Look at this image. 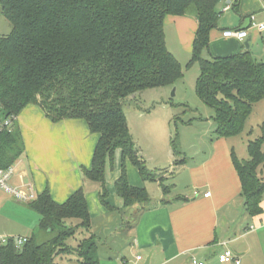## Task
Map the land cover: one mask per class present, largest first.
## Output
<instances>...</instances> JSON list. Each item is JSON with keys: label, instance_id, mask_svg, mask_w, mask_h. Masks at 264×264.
Here are the masks:
<instances>
[{"label": "trees", "instance_id": "trees-1", "mask_svg": "<svg viewBox=\"0 0 264 264\" xmlns=\"http://www.w3.org/2000/svg\"><path fill=\"white\" fill-rule=\"evenodd\" d=\"M224 1L0 0L12 27L0 35V104L4 117H15L0 135V168L14 165L24 153L17 117L35 104L53 122L83 119L91 133L99 135L91 168L82 167V173L98 186L103 205L111 208L105 174L118 149L120 175L114 186L125 208L153 203L145 187L130 184L128 160L144 181L159 182L164 194H170L172 185L139 155L124 106L130 102L140 108L137 93L171 85L183 76L180 61L168 48L166 24L170 17L191 15L197 28L186 67L199 64L196 93L214 109L219 137L243 132L255 103L264 98V61H257L249 48L226 56L210 52V34L218 26ZM172 143L174 154L182 157L177 141ZM246 152L239 157L232 150L231 157L245 210L255 216L263 211L264 133L248 140ZM29 204L40 216V231L52 236L39 242L32 235L20 247L10 237L0 245V264H60L58 257L73 252L76 262L99 264L94 233L78 239L76 246L70 244L80 230L87 233L92 227L84 186L64 203H57L47 187Z\"/></svg>", "mask_w": 264, "mask_h": 264}, {"label": "crops", "instance_id": "crops-1", "mask_svg": "<svg viewBox=\"0 0 264 264\" xmlns=\"http://www.w3.org/2000/svg\"><path fill=\"white\" fill-rule=\"evenodd\" d=\"M220 7L221 18L210 34V52L214 56H226L249 48L257 61H264V31L252 26L253 22L264 23V0H225ZM252 15L255 16L254 20L250 19ZM167 27H171L177 42L185 45L191 55L197 28L194 16L170 17L166 30ZM240 28L248 30L244 41L223 35L227 29ZM245 41H249V47H246ZM17 121L25 151L14 164L11 186L33 192L35 196L48 187L57 203L66 202L84 186L92 217L91 231L94 233L95 230L98 238L96 224L101 219H106V222L114 220L106 232L109 236L115 235L118 231H114L115 225L125 220L122 214L124 201L115 192L113 182L119 176V170L112 178V185L109 186L106 179L108 197L111 196L107 201L111 208L102 204L98 186L90 185L82 173V167L91 168L99 135L91 133L83 119L53 122L35 104L27 106L18 115ZM244 130L248 131L249 136L264 133V98L255 103ZM210 133L213 135L209 145L200 143L194 151L198 160L190 163L185 157L177 172L181 176L176 179V172L173 174L175 181L171 184L170 201L163 205L156 203L164 197L161 185L156 182L160 190L150 197L157 205L140 213L128 232L130 240H127L124 248L119 249L115 239L110 246V249H116L115 253L101 255L99 264H193V260L204 264H236L219 262V254L226 250L233 252L240 259V264H264V196L262 213L250 215L245 210L241 182L231 157L232 150L236 152L234 137H219L214 129ZM126 165L130 184L145 187L150 195L149 184L143 180L138 168L130 160ZM172 169L173 166L167 170ZM182 176L188 179V183L180 189L176 181ZM207 192L210 195L204 196ZM8 195L13 199V195ZM178 197L187 200H179ZM24 203L28 208L26 218L21 221L23 230L14 233L4 227L1 229L12 234L9 237L29 238L34 235L38 238V219L31 223L29 221L33 218L30 211L37 212L30 202ZM68 264L81 263L72 259Z\"/></svg>", "mask_w": 264, "mask_h": 264}, {"label": "rangeland", "instance_id": "rangeland-1", "mask_svg": "<svg viewBox=\"0 0 264 264\" xmlns=\"http://www.w3.org/2000/svg\"><path fill=\"white\" fill-rule=\"evenodd\" d=\"M11 23L6 19L0 8V35L7 34L11 31ZM167 42L169 50L174 53L177 59L181 63V69L183 76L176 80L173 84L160 87L146 89L137 93L136 102L140 105V108L134 107L126 103L124 108L128 119L129 129L132 137L138 147L139 155L145 161L146 166L150 170H158V177L165 179L167 185L173 184L175 178L180 175L179 165H174L176 160H183L185 157L192 163L194 160H198L197 155L194 153L198 144L208 146L210 138L213 134L210 133L215 128V121L213 116L215 111L212 107L206 105L195 90L196 79L200 73L199 64L197 62L186 67L187 62L190 59V54L187 48L183 44H179L174 36L171 27H167L166 30ZM174 92V95L172 93ZM134 102V103H136ZM214 133V132H213ZM261 135V132L253 136H249L248 131L243 130L239 135L232 138L236 146V152L241 157H246V147L248 138L253 139ZM215 137V136H214ZM177 141L178 148L183 152V156L180 157L174 154L172 141ZM205 148V147H204ZM203 148V149H204ZM193 157V158H192ZM195 157V159H194ZM120 163H121V151L118 149L115 153L113 164L108 162L106 167L105 180H109V186L112 185L113 176L120 175ZM173 166V171H166ZM176 172L175 178L173 174ZM118 176L113 180H115ZM106 180V186L107 185ZM89 184L95 185L94 182ZM178 187L184 188L188 183V179L182 176L178 181ZM149 184L150 196L153 197L159 191L156 181H147ZM89 187V186H88ZM155 188L156 190H154ZM175 190V189H174ZM173 190V191H174ZM116 192V191H115ZM159 195V194H157ZM111 197V196H109ZM108 197V198H109ZM171 194H164V199H169ZM10 199V196L0 187V234L4 236H10L9 232H3L1 227L7 229V231L18 233L23 230V218H26L25 201H18L14 197ZM156 203H140L123 209L124 222L120 221L117 226L115 225L114 231H118L116 234L107 235V229L113 225L114 220L106 222V219H101L96 224L98 233V253L101 255L114 254L116 249H110L111 244L116 240V246L120 249L124 248L127 240H130L128 235L129 230L136 223L140 213ZM33 218L31 221L35 222L39 216L34 211H30ZM118 214V212H117ZM119 216V214H118ZM38 221H36L38 223ZM39 224V223H38ZM114 232V233H115ZM90 232H78L76 238L70 240L72 246L77 245L78 239L89 236ZM95 233V230H94ZM113 233V230L111 234ZM37 241L43 242L49 239L52 234L48 235L44 231H39ZM102 239V240H101ZM109 245V247H104ZM121 248V249H122ZM58 257L57 262L60 264H68V261L77 258L76 252Z\"/></svg>", "mask_w": 264, "mask_h": 264}, {"label": "built area", "instance_id": "built-area-1", "mask_svg": "<svg viewBox=\"0 0 264 264\" xmlns=\"http://www.w3.org/2000/svg\"><path fill=\"white\" fill-rule=\"evenodd\" d=\"M250 19L254 20L255 16L252 15ZM252 26L256 27L260 31H264V23H254L253 22ZM223 35L228 38H235L237 40L244 41L248 36V30L241 29V28L240 29H227L223 32ZM13 119H15L14 116L4 117V115H2V106L0 104V135L6 128H9L12 126ZM14 172H15L14 165L10 166L7 169L0 168V187L5 192L13 195L18 200L31 202L32 200L36 198L33 192H25L19 188L11 186L10 179L13 176ZM209 195H210L209 192L204 194V196H209ZM9 238H10L9 236L0 235V245L6 244ZM14 238L16 239V244L19 247L24 245L28 241L27 237L18 236ZM137 258L141 259V256H138ZM218 260L220 263L234 262L236 264H240V259L237 258V256H235L233 252H231L230 250H226L220 253L218 256ZM193 264H204V263L193 260Z\"/></svg>", "mask_w": 264, "mask_h": 264}, {"label": "water", "instance_id": "water-1", "mask_svg": "<svg viewBox=\"0 0 264 264\" xmlns=\"http://www.w3.org/2000/svg\"><path fill=\"white\" fill-rule=\"evenodd\" d=\"M245 45L246 47H249V41H245ZM172 95H174V92L172 93Z\"/></svg>", "mask_w": 264, "mask_h": 264}]
</instances>
